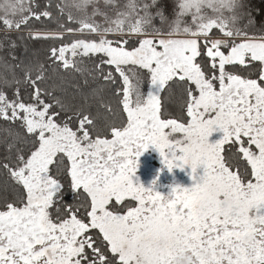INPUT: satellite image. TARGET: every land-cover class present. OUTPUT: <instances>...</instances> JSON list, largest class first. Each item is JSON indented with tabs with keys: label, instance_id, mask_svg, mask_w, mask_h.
Returning <instances> with one entry per match:
<instances>
[{
	"label": "snow or ice",
	"instance_id": "obj_1",
	"mask_svg": "<svg viewBox=\"0 0 264 264\" xmlns=\"http://www.w3.org/2000/svg\"><path fill=\"white\" fill-rule=\"evenodd\" d=\"M0 32L12 60L51 42L0 57V264H264V26L246 0H0ZM76 74L94 86L69 93ZM149 148L191 183L146 186Z\"/></svg>",
	"mask_w": 264,
	"mask_h": 264
},
{
	"label": "trees",
	"instance_id": "obj_2",
	"mask_svg": "<svg viewBox=\"0 0 264 264\" xmlns=\"http://www.w3.org/2000/svg\"><path fill=\"white\" fill-rule=\"evenodd\" d=\"M248 3L249 7L252 10L253 15L255 16V27L257 29L261 28L264 26V19H262V12H264V0H246ZM159 21H156L158 23ZM12 38H16V33H12ZM24 35H27V30H25ZM3 38V32H0V39ZM17 47L14 50V54L16 56V60H12L8 56V50L3 49L0 50V57H3L8 60V63L11 64H18L20 61L24 62H35L37 60L43 61L45 58V53L47 52L50 43L51 42H44V41H38V42H33L30 40H17ZM5 69L0 66V75L4 73ZM18 71V70H17ZM79 85L80 87H83L85 91L88 90V87H92L94 85L89 82V85L87 87L84 86L83 83V78L76 74V75H69L67 77V83L65 87H67L68 92L72 93L75 91V86ZM143 90H147V84L143 86ZM167 95V94H165ZM168 105L169 109V114L170 116H179L180 111L178 107V101L173 100V101H165ZM8 138L7 133L3 130V126H0V151L3 150L2 142ZM68 199L70 200L71 197L69 196Z\"/></svg>",
	"mask_w": 264,
	"mask_h": 264
},
{
	"label": "rangeland",
	"instance_id": "obj_3",
	"mask_svg": "<svg viewBox=\"0 0 264 264\" xmlns=\"http://www.w3.org/2000/svg\"><path fill=\"white\" fill-rule=\"evenodd\" d=\"M157 24H159V22ZM138 163L139 167L137 175L146 186L154 178H156L157 175L159 184L163 186H167L173 182L183 185H188L191 183L189 175L187 174L190 171L189 169H173L172 172H169L167 169L162 167L158 153L154 149L149 148L147 151H145L139 158ZM157 170H160L159 174ZM160 190L162 192L168 191L167 187H162Z\"/></svg>",
	"mask_w": 264,
	"mask_h": 264
}]
</instances>
